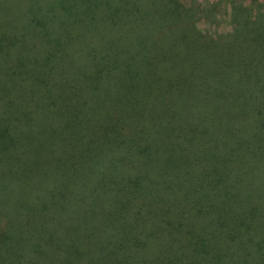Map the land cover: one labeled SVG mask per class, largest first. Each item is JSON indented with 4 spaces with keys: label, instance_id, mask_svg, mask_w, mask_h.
Here are the masks:
<instances>
[{
    "label": "trees",
    "instance_id": "trees-1",
    "mask_svg": "<svg viewBox=\"0 0 264 264\" xmlns=\"http://www.w3.org/2000/svg\"><path fill=\"white\" fill-rule=\"evenodd\" d=\"M0 0V264H264V9Z\"/></svg>",
    "mask_w": 264,
    "mask_h": 264
},
{
    "label": "rangeland",
    "instance_id": "rangeland-1",
    "mask_svg": "<svg viewBox=\"0 0 264 264\" xmlns=\"http://www.w3.org/2000/svg\"><path fill=\"white\" fill-rule=\"evenodd\" d=\"M186 7L194 11L197 18V26L205 34L215 37L220 34L229 33L232 26L226 19L230 3H241L257 13L264 9V0H183Z\"/></svg>",
    "mask_w": 264,
    "mask_h": 264
}]
</instances>
